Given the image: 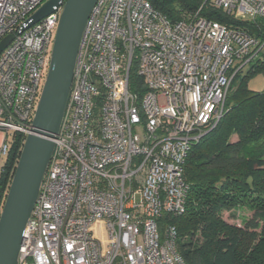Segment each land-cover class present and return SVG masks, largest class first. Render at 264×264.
I'll use <instances>...</instances> for the list:
<instances>
[{
	"label": "built area",
	"instance_id": "built-area-1",
	"mask_svg": "<svg viewBox=\"0 0 264 264\" xmlns=\"http://www.w3.org/2000/svg\"><path fill=\"white\" fill-rule=\"evenodd\" d=\"M45 1L0 0V41L12 36L0 53V171L11 135L32 131L47 76L62 6L28 26ZM201 2L174 20L151 0L96 1L18 264H186L176 227L158 222L184 212L188 151L264 49L201 14L255 20L264 0Z\"/></svg>",
	"mask_w": 264,
	"mask_h": 264
},
{
	"label": "trees",
	"instance_id": "trees-1",
	"mask_svg": "<svg viewBox=\"0 0 264 264\" xmlns=\"http://www.w3.org/2000/svg\"><path fill=\"white\" fill-rule=\"evenodd\" d=\"M151 2L174 20L195 12L202 4L201 0ZM201 14L241 27L264 40L261 17L236 20L229 13L209 6H203ZM258 72H264L263 52L257 55L245 75L234 78L223 116L188 151L184 162L188 185L184 212L165 213L158 222L161 230L168 225L176 227L178 252L186 264H264V89L255 91L247 84L248 77ZM137 79L132 73V85ZM11 138L10 150L0 171V206L24 143L22 133L15 132ZM241 207L253 213L242 225L224 219V211Z\"/></svg>",
	"mask_w": 264,
	"mask_h": 264
},
{
	"label": "water",
	"instance_id": "water-1",
	"mask_svg": "<svg viewBox=\"0 0 264 264\" xmlns=\"http://www.w3.org/2000/svg\"><path fill=\"white\" fill-rule=\"evenodd\" d=\"M97 0H46L28 26L62 6L43 89L0 213V264H18L26 224L52 158L74 76L77 54ZM12 36L0 41V53Z\"/></svg>",
	"mask_w": 264,
	"mask_h": 264
},
{
	"label": "rangeland",
	"instance_id": "rangeland-1",
	"mask_svg": "<svg viewBox=\"0 0 264 264\" xmlns=\"http://www.w3.org/2000/svg\"><path fill=\"white\" fill-rule=\"evenodd\" d=\"M264 21V16L261 17ZM248 68L245 69L241 74L245 75ZM248 87L255 91H261L264 89V72H258L255 74H252L250 77H248L247 80ZM236 139V135H233L232 140ZM234 214V216H231ZM252 211L245 208H237L233 211H224L223 217L230 223H235L237 225H242L244 221L252 216Z\"/></svg>",
	"mask_w": 264,
	"mask_h": 264
},
{
	"label": "crops",
	"instance_id": "crops-1",
	"mask_svg": "<svg viewBox=\"0 0 264 264\" xmlns=\"http://www.w3.org/2000/svg\"><path fill=\"white\" fill-rule=\"evenodd\" d=\"M263 53H264V49H263Z\"/></svg>",
	"mask_w": 264,
	"mask_h": 264
}]
</instances>
